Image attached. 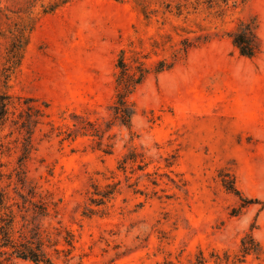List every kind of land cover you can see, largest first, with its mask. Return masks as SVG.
Returning <instances> with one entry per match:
<instances>
[{
	"label": "rangeland",
	"instance_id": "374dc122",
	"mask_svg": "<svg viewBox=\"0 0 264 264\" xmlns=\"http://www.w3.org/2000/svg\"><path fill=\"white\" fill-rule=\"evenodd\" d=\"M47 1L0 0V72L16 42L15 21L31 8L38 18L9 89L44 109L23 168L25 186L19 111L4 129L8 148L0 162V192L17 213V240L38 232L52 264H188L199 249L236 251L252 227L264 246L262 204H245L264 202V0H251L242 14L258 18L262 51L253 58L239 53L224 34L234 21L174 69L151 73L131 96V129L106 132L103 146L112 143V154L78 132L76 123L93 129L75 115L107 130L117 55L134 38L140 15L133 0H74L39 18ZM131 144L152 159L148 172H157L159 186L143 176L138 188L147 195L139 194L128 186L138 176L122 175L123 191L106 213L96 207L85 215L92 184L105 183ZM223 171L235 176L242 198L224 188ZM0 264L44 263L0 251Z\"/></svg>",
	"mask_w": 264,
	"mask_h": 264
},
{
	"label": "trees",
	"instance_id": "16d2710c",
	"mask_svg": "<svg viewBox=\"0 0 264 264\" xmlns=\"http://www.w3.org/2000/svg\"><path fill=\"white\" fill-rule=\"evenodd\" d=\"M74 0H49L44 2L42 9L38 12L39 18L54 13L57 9ZM122 1V0H117ZM251 0H133L135 9L138 11L141 21L139 26L134 27V38L128 45L123 46L117 55L115 72V96L112 104V118L107 124V130L102 131L96 127V123L86 120L78 115L87 126L93 130L89 131L86 126L75 124L81 135L98 138L99 149L106 154H112L114 146L107 143L103 146L106 132L113 126L132 127V120L136 115L135 103L131 96L142 86L151 73L160 74L174 69L178 64L185 61L190 51L209 42L214 36L221 35L223 26L235 21V26L225 31L233 45L242 56L253 58L262 51V42L259 36V20L257 17L245 18L242 14ZM23 22L16 20V31L11 36L16 40L13 48L8 51L4 67L0 72V82L3 90L0 91V162L4 159V152L8 148L4 141V129L13 120V116L19 111L22 122L19 125L22 153L18 156L17 162L21 167L19 183L25 186L26 178L23 168L25 161L33 151L32 136L35 129L42 122L44 109L39 105L30 104L29 98L22 103L21 97L10 93V82L19 72L24 58L26 47L29 44L30 34L35 30L38 18L35 16V9L31 8L25 12ZM5 88V90H4ZM47 106V105H46ZM61 135V134H60ZM71 137L67 135L64 139ZM111 138V136L109 137ZM152 159L145 151H139L134 144H131L127 152L118 160L117 168L112 175L107 177L105 183L92 184V203L84 212L89 216L95 213L96 207L101 208L102 213L108 209L107 206L118 194L123 191L124 175L129 181L136 174L138 181L130 183L134 191L147 195V192L138 188L139 179L143 176H151L148 182L155 187L159 186L157 172H148ZM172 164H167L171 167ZM140 173H143L142 175ZM222 185L224 188L239 197H243L238 188L236 178L231 172H221ZM29 192L34 195L35 190ZM156 192V191H155ZM246 200V198L244 199ZM261 203L264 209V202L259 200L245 201V204ZM0 251L8 253L14 258L30 260L35 263L52 264L46 257L43 249L41 236L35 237L26 242H19L15 236L17 232V213L13 204L9 201L8 193L0 192ZM255 227L246 232L241 238L238 249L234 252L224 250H212L206 255L202 249L194 253L188 264H207L214 261L216 264H243L249 256L256 259L264 258V246L255 236Z\"/></svg>",
	"mask_w": 264,
	"mask_h": 264
}]
</instances>
